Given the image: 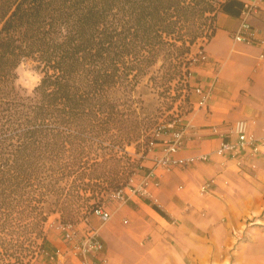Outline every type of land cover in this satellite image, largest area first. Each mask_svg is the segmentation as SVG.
Returning a JSON list of instances; mask_svg holds the SVG:
<instances>
[{
	"label": "trees",
	"instance_id": "1",
	"mask_svg": "<svg viewBox=\"0 0 264 264\" xmlns=\"http://www.w3.org/2000/svg\"><path fill=\"white\" fill-rule=\"evenodd\" d=\"M243 7L244 0H0V264L54 253L53 215L79 224L84 208H104L93 199L152 171L145 161L159 142V116L135 107L138 85L157 67L167 70L166 85L189 79L194 47L215 34L217 14L240 16ZM22 59L44 76L32 96L16 83ZM131 146L143 147L139 158ZM87 212L81 222L91 223Z\"/></svg>",
	"mask_w": 264,
	"mask_h": 264
},
{
	"label": "crops",
	"instance_id": "2",
	"mask_svg": "<svg viewBox=\"0 0 264 264\" xmlns=\"http://www.w3.org/2000/svg\"><path fill=\"white\" fill-rule=\"evenodd\" d=\"M251 23L261 42H236L240 16L220 11L215 34L203 46L209 61L191 68V87H201L210 98L201 108V98L193 92L194 110L183 118L189 126L185 146L175 158L205 154L208 160L168 171L155 165L165 153L160 143L145 161L153 169L151 196L126 189V201L106 209L112 215L107 223H91L100 228L103 259L75 256L55 230L48 239L60 253V264H264V148L256 155L247 149L234 158L221 156L217 150L222 139L209 130L217 126L227 131L246 120L249 133L264 138V0L257 2ZM142 179L136 176L135 184ZM208 182H213L212 189L202 192ZM109 237L118 244L115 250ZM36 264L51 263L42 254Z\"/></svg>",
	"mask_w": 264,
	"mask_h": 264
},
{
	"label": "built area",
	"instance_id": "3",
	"mask_svg": "<svg viewBox=\"0 0 264 264\" xmlns=\"http://www.w3.org/2000/svg\"><path fill=\"white\" fill-rule=\"evenodd\" d=\"M259 0H244V7L240 14V25L238 30L234 33L233 37L236 42L245 43L248 45H257L261 42L259 33L254 29L251 18L257 13V2ZM263 57V56H262ZM193 66L198 63H206L209 61L207 53L199 48L192 56ZM192 76V72L189 75V79ZM193 92L200 96V101L197 105L201 108L207 106V101L210 98V93L205 92L201 87H196ZM188 125L183 122V118L174 120L173 122L159 126L154 131V139L159 142L152 141L150 143V152L155 150L161 143L165 147V153L162 157L155 160V165L164 167L168 171L172 167L176 166H188L196 164L198 162H204L208 160V156L201 154L190 158H175V155L185 146L186 131ZM210 134L222 139V144L217 150V154L231 155L233 158L240 155L241 150L249 149L252 155L259 154L264 148V138H256L249 133V124L246 120H238L227 130L222 131L217 126H213L210 129ZM229 137H235L236 141L232 142L227 140ZM153 171V169H152ZM152 171L148 175H141L143 179L139 184H135L136 175L130 186L124 190L115 192L111 195V199L124 202L127 199L126 189H130L134 194H139L144 197H150L151 193L148 190L149 180L152 175ZM213 182H208L201 187L202 192H208L212 189ZM102 224L107 223L111 218V213L105 208H99L94 213ZM86 226L81 229L79 224L62 222L56 220L52 227L57 230L63 240L67 243L69 249L75 256L81 257L83 260L88 259L102 260L101 254L104 251V244L101 239L100 228L94 227L90 222L83 220ZM81 222V223H82ZM49 225V224H48ZM51 264H60V253L55 251L54 253L43 252Z\"/></svg>",
	"mask_w": 264,
	"mask_h": 264
},
{
	"label": "rangeland",
	"instance_id": "4",
	"mask_svg": "<svg viewBox=\"0 0 264 264\" xmlns=\"http://www.w3.org/2000/svg\"><path fill=\"white\" fill-rule=\"evenodd\" d=\"M206 43V42H205ZM204 41L200 40L198 45L194 47L193 54L197 52L200 46H204ZM34 62L37 66V63L32 59H25ZM203 63H198L200 65ZM194 65L193 67L197 66ZM38 67V66H37ZM31 71V66H26L23 69L19 70V76L24 81L27 82V74ZM167 70L160 68L151 69L150 73L141 81L138 85V88L135 92V96L138 99V103L135 104V107L138 108L139 111L141 107L145 106L147 112H149L153 117H158V122L156 125L163 126L167 125L174 120H179L184 118L187 114L192 112L193 109V88L188 82L189 79L184 78V81L179 82L177 80L173 81L170 85H166L165 74ZM18 73V72H17ZM168 86V87H166ZM19 91L22 95H26L23 93V90L18 86ZM142 100L143 103L140 102ZM140 153H137L136 146L128 147V151L132 154L134 158H139L141 156V152L143 147L138 148ZM103 198V197H102ZM117 200L111 199V196L105 195V197L99 201V199H93L90 202L91 204H98L100 202H104V208L108 210H113L114 207L117 206ZM87 208L82 210V213L79 215L78 221L81 223V219L84 218V212H87ZM87 212V215L90 218L92 225L100 226L102 225L101 220L95 216ZM60 215H53L51 217L50 223L48 225V234H52L55 229L52 227V224L59 220ZM109 247L115 250L118 247L117 242L112 237H109ZM41 256L32 259L29 263L26 264H36L39 261Z\"/></svg>",
	"mask_w": 264,
	"mask_h": 264
},
{
	"label": "clouds",
	"instance_id": "5",
	"mask_svg": "<svg viewBox=\"0 0 264 264\" xmlns=\"http://www.w3.org/2000/svg\"><path fill=\"white\" fill-rule=\"evenodd\" d=\"M26 66H31V71L27 74V82H24L19 76V70L25 68ZM17 85L23 90V93L32 96L36 89L40 87L43 81V73L39 68L30 60L22 59L17 68Z\"/></svg>",
	"mask_w": 264,
	"mask_h": 264
}]
</instances>
